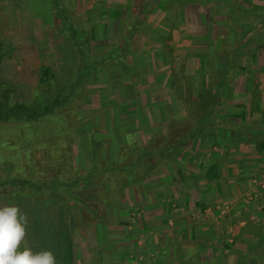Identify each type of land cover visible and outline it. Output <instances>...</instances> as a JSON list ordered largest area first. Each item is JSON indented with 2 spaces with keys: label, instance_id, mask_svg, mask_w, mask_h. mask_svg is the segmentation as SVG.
Wrapping results in <instances>:
<instances>
[{
  "label": "rangeland",
  "instance_id": "374dc122",
  "mask_svg": "<svg viewBox=\"0 0 264 264\" xmlns=\"http://www.w3.org/2000/svg\"><path fill=\"white\" fill-rule=\"evenodd\" d=\"M15 1L12 5L11 0H0V24L11 25L12 21L13 29L14 24L29 25L27 29L38 25L42 31L35 41L30 40V48L22 57L7 61L0 79L21 78L26 68L23 77L31 79L33 88L38 84L39 67L54 63L50 51L61 48L64 55L68 39L54 35L44 24L46 2ZM191 1L188 8L186 0H75V13L85 30L83 37L88 35L89 43L98 45V52L104 46L116 47L123 22L140 21L128 45L127 61L142 78L132 81L131 76L121 75L120 66L112 61L92 74L88 90H92L91 104L74 102L75 112L68 109L67 116L48 123H0V167L4 161L19 166L31 164L44 177L59 174L66 178L71 170H88L92 159L89 130L93 128L86 126L88 121L96 123L99 130L96 138L103 142V162H123V153L132 143L137 146L136 160L154 166L144 181L123 191H106L105 199L102 179H92L89 189L83 187V197L98 202L107 213V221L101 222L84 207L80 215L77 208H70L76 214L77 264H264V236L259 234L263 226L259 227L250 215V207L264 189V165L252 153V162L257 165L252 174L255 181L248 183L240 195L226 190L227 198L240 197L239 203L226 208L215 189L216 183H223L217 166L225 161L231 164V154L240 150L241 144L222 135L221 127H210L217 119L223 128H235L231 121L245 123L254 139L246 146L249 149L264 140V123L243 121L255 108L243 106L244 97H237L240 92L234 89L237 84L264 82V62H256L260 53L257 48L264 46V12L257 7L262 2L240 0L244 9L238 14L236 0ZM23 8L28 12L22 14ZM254 23L256 26L250 28ZM25 35L16 41L26 43ZM250 70L261 73L250 78ZM79 113L82 115L78 118ZM198 121L211 130L186 142ZM72 125L78 127L71 130ZM181 139L183 143L177 145ZM167 154L176 160L158 159ZM235 165L243 167L237 162ZM237 172L235 166L230 170L234 177ZM209 181L213 182L214 194L204 198ZM154 192L160 197L156 213L144 220L139 213ZM182 196L185 200H180ZM230 208L238 209V216L246 215L241 217L242 225L234 222ZM168 213L183 225L181 238L173 230L164 232L160 241H153L144 233L148 229L142 223L152 225L160 220L162 224L160 215ZM259 239L263 241L259 243ZM239 242L242 250L237 248Z\"/></svg>",
  "mask_w": 264,
  "mask_h": 264
},
{
  "label": "trees",
  "instance_id": "16d2710c",
  "mask_svg": "<svg viewBox=\"0 0 264 264\" xmlns=\"http://www.w3.org/2000/svg\"><path fill=\"white\" fill-rule=\"evenodd\" d=\"M74 1L42 0L43 3L46 2L47 4L43 11L46 14H42L45 16L44 24L50 26L54 35L64 36L68 39L67 49L64 47L66 49L64 55L59 50L61 48L50 51V54L54 56L52 57L54 63L49 66L41 65L39 67L38 84L36 83L33 88L30 87L33 85L31 79L23 77V72L25 73L26 68L21 72V78L0 79V123L3 125L48 123L60 116H67L68 109L75 112L73 108L74 102L81 101L84 104H91L92 90H88L92 87V74L97 67H105L112 61L120 66L121 75L125 77L127 75L131 76L133 78L132 81L142 78V74L138 69L127 61L128 45L135 38L134 36L138 29L137 25L140 24V21L136 20L131 24L126 23V21L123 22L122 37L116 47L104 46L100 50L101 52H98L96 51V49H99L96 48L98 45L93 47L89 43L88 35L83 37L85 30L78 21ZM11 2L14 5L16 1L11 0ZM26 11L28 12V10L23 8L20 12L24 14ZM18 20L21 21L20 16ZM12 23L11 21V25ZM11 25L0 24V68L2 69L8 67L6 63L10 61L9 59L22 57L24 52L29 50V43L35 41V36L42 31L37 29L38 25H32L31 29H27L29 25L22 27V24L20 26L14 24V29ZM26 33L27 36L25 35ZM24 35L26 36V43L16 41V38L24 37ZM67 53L68 58H66ZM63 59L66 61L65 63L61 61ZM11 65H13V62ZM207 74L211 80H214L212 74ZM215 91L212 92L214 97L216 95ZM212 110H209V112ZM76 115L78 117L82 114ZM219 120L217 119L210 127L218 129L221 127L222 129L219 131L222 135L235 139L240 138L242 133H247L248 136L251 135L249 127L245 123L239 124L231 121L235 128H223L221 124H218V122L222 123ZM92 122L88 121L86 123L88 127L93 126L89 130L92 159L88 170L81 172L75 169L71 170L69 178L62 177L59 174L44 177L31 164L19 166L11 161H4L0 167V196H12L15 193H22L35 198L57 199L62 201L68 208H77L79 215L84 207L94 217L106 223V211L98 202L86 200L83 197L84 190H86L83 187L86 186L89 189L92 185V179H102L105 182L103 186V189L105 187L103 199H105L104 193L106 191L118 192L127 189L147 176V173L151 172L154 166L150 164L144 166L140 160H136L134 151H136L137 146L132 143L127 145L129 150L125 149V153H123V162L109 165L107 161L103 162L100 156L103 142L96 138V133L99 130L96 128V123L92 125ZM238 126L242 128H238ZM77 127V125H72L70 129L74 130ZM209 129L202 121H198L196 128L186 142L189 143L196 135L208 132ZM252 137L249 136L246 141L251 142ZM183 141L184 139L179 140L177 145H180ZM256 145L257 149L261 151L264 149V140L256 142ZM164 158L176 160L172 154L162 155L158 159ZM129 160L131 164H128ZM145 168L146 173L144 171Z\"/></svg>",
  "mask_w": 264,
  "mask_h": 264
},
{
  "label": "crops",
  "instance_id": "0c3cea01",
  "mask_svg": "<svg viewBox=\"0 0 264 264\" xmlns=\"http://www.w3.org/2000/svg\"><path fill=\"white\" fill-rule=\"evenodd\" d=\"M259 1L262 2V4H258L257 7L258 9L259 7L262 8V11L264 12V0H259ZM190 2L193 1L186 0L185 3L187 5L186 7L190 8L189 7ZM238 2H239L238 14H239L244 9V5L240 4V0L238 1L236 0L237 5ZM201 4L203 6L205 5V2H202ZM237 5H235V7ZM260 13L262 14V12ZM263 14H262L263 16L262 20L264 21ZM187 21L190 22V18H188ZM254 26H256L255 23L250 28ZM257 49H259L258 52L260 53L256 54L257 56L256 62L259 64L260 62H264V46H261L260 48ZM252 66L250 69H252ZM0 70H2V68H0ZM240 70H242V68ZM256 73H261V70H250L249 77L250 76L253 77V75ZM244 74H247V72H245ZM234 89L240 92V94H237L238 95L237 97H244L243 106L245 107L248 106V108H255L254 110L251 109L252 112L249 113L250 116L249 118H245L246 120H243L244 119L243 118L241 120L249 121L251 123L256 122L257 124L259 122L264 123V121H262L264 120V82L259 84L251 83L244 86L242 84L239 85L237 84L234 85ZM255 116L256 118H254ZM249 132L251 133L250 130ZM224 136L227 137L226 135ZM249 136H253V134L251 133V135ZM249 136L247 135V133H242V136L240 138L235 139V138L227 137L230 140L239 142L241 144V149L235 150V152L231 154V161H232L231 164L230 163L227 164L225 161V163H219L217 166V169L219 171H222L223 177L221 181L223 183H220V181L216 183L215 189L218 191L217 193L220 194V198L223 199V201L221 202L224 204L226 203L227 205L226 208L229 206L232 207L234 203L237 204L239 203L240 200V197L238 198L235 196H234L235 198L234 197L233 198L231 197V199L227 198L226 194H224L226 190L231 191L233 194L238 193L240 195L248 183L250 184L251 181L253 182L255 181L254 179H252L253 178L252 174L255 168L257 167V165H255L252 162V157H251L253 155L252 153L257 154V156H259V162H261L262 165H264V152H263L264 149L259 151L256 148L257 146L255 147L256 149L246 148V146L249 143L246 141V138H248ZM236 162L242 164L243 167L241 166L238 167V165H235ZM234 166L236 167V170H238V172L236 173L237 176L235 177L232 176L230 173V170L232 169V167L234 168ZM211 169L213 168L211 167ZM144 180H141L140 182ZM212 184L213 182L209 181V183L205 185L204 198L214 194V190H213L214 185ZM208 187L211 189V193L207 192L209 189ZM151 197L152 199L148 198L147 202L145 200V202L143 203V205L145 206V210H143L144 209L143 208L141 209V213H139V217L141 216L144 217V220H146L145 218H148L149 215H155L156 213L155 209L157 207L156 202L159 203L160 201L159 195L155 194V192L152 194ZM180 200H185L184 196H182ZM196 203L198 204L199 202ZM196 203H194L193 205H196ZM253 203H254L253 206L250 207L251 218L256 220V223L259 227L263 226L264 228V189L260 191L259 196ZM5 204H14L18 206L20 212L27 216L28 223L26 227V236L22 241L21 247L28 246L31 247L34 251L49 249L53 252V254L56 257V264H77V259H75L76 214L73 211V209L68 208L62 201L57 199L35 198L31 195L22 194V193H15L12 196H0V206ZM200 204L202 203H199V205ZM202 207H204V205H202L201 208ZM236 208H230V210H232L230 214L232 218L235 217L234 222L237 223V220L239 222L240 220H242L241 217L242 216L246 217V215L244 216L243 214L241 215L239 213L241 216H238L237 215L238 209ZM169 209L172 210L171 207H169ZM244 209L246 210L248 208H244ZM169 216H170L169 213L167 214V216L160 215V218L164 220L162 221V224L163 226L166 227L162 226L160 220L156 221L157 223L155 222L152 225H147V224L145 225V222L142 223V225L144 224L143 227H146L148 229L145 230L144 233L147 234L148 236H152L154 239L153 241L156 242L161 240L160 238L162 234H164V232L171 233L173 230L175 231L176 233L175 235L178 237V239L181 238L183 234V227H182L183 225L179 224L177 222V219L173 217L171 218ZM171 221L174 223L173 226L169 224ZM239 223L240 225L243 224L242 221H240ZM263 228H259L260 230L259 234L261 236H264ZM262 241L263 239L262 240L259 239V243ZM250 242H252L251 238H250ZM240 244L241 242L238 243L237 248L241 247ZM146 248L149 249L148 247ZM240 249L242 250V248ZM146 250L144 248L143 251L146 252Z\"/></svg>",
  "mask_w": 264,
  "mask_h": 264
},
{
  "label": "clouds",
  "instance_id": "9594fccd",
  "mask_svg": "<svg viewBox=\"0 0 264 264\" xmlns=\"http://www.w3.org/2000/svg\"><path fill=\"white\" fill-rule=\"evenodd\" d=\"M27 223V216L18 206H0V264H56L49 249L34 251L28 246L21 247Z\"/></svg>",
  "mask_w": 264,
  "mask_h": 264
}]
</instances>
